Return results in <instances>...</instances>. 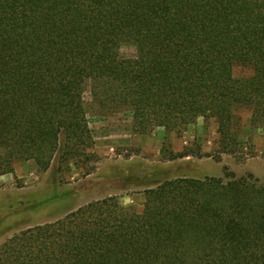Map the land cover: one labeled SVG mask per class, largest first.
Returning <instances> with one entry per match:
<instances>
[{"label": "trees", "instance_id": "16d2710c", "mask_svg": "<svg viewBox=\"0 0 264 264\" xmlns=\"http://www.w3.org/2000/svg\"><path fill=\"white\" fill-rule=\"evenodd\" d=\"M86 93L137 133L212 118L214 158L241 152L242 114L264 126V0H0V173L89 147ZM0 264H264V181L224 165L159 182L140 209L93 201L15 236Z\"/></svg>", "mask_w": 264, "mask_h": 264}, {"label": "rangeland", "instance_id": "374dc122", "mask_svg": "<svg viewBox=\"0 0 264 264\" xmlns=\"http://www.w3.org/2000/svg\"><path fill=\"white\" fill-rule=\"evenodd\" d=\"M85 100L89 147L71 155L60 149L45 170L29 159L15 161L10 172L0 173V250L26 229L63 219L103 198L140 209L145 190L163 180L221 176L225 165L238 176L253 173L264 181V126L251 128L247 114L241 112L237 123L241 152L221 153L217 161L218 133L212 118L198 117L167 136L162 127L137 133L127 109H101L88 93ZM185 148L195 153L169 158Z\"/></svg>", "mask_w": 264, "mask_h": 264}]
</instances>
